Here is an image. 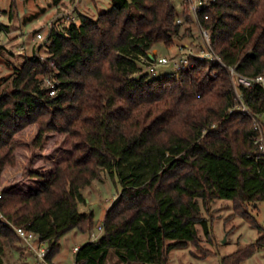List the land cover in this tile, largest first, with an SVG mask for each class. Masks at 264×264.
Segmentation results:
<instances>
[{"label":"trees","instance_id":"obj_1","mask_svg":"<svg viewBox=\"0 0 264 264\" xmlns=\"http://www.w3.org/2000/svg\"><path fill=\"white\" fill-rule=\"evenodd\" d=\"M179 18L172 0H111L97 18L77 12L55 23L47 56L36 48L31 60L13 67L0 89V186L24 145L15 135L28 125H37L34 151L42 152L52 133L68 136L71 149L49 173L33 172L35 185L0 187V264L20 240L16 227L47 243L50 262L67 233H90L94 212L78 207L104 170L121 192L101 235L79 246L74 264H106L110 254L121 264H168L173 250L200 247L198 228L210 237L205 213L215 200L231 201L237 215L263 231L251 209L264 202V152L238 97L264 128L262 86L235 87L226 68L197 57L166 78L141 71L142 57L157 58L151 51L161 43L170 48L191 23L189 11ZM199 19L226 66L264 75V0H216ZM8 30L0 21V34ZM1 53L14 55L3 45ZM261 249L264 233L221 264H241Z\"/></svg>","mask_w":264,"mask_h":264},{"label":"rangeland","instance_id":"obj_2","mask_svg":"<svg viewBox=\"0 0 264 264\" xmlns=\"http://www.w3.org/2000/svg\"><path fill=\"white\" fill-rule=\"evenodd\" d=\"M13 6V10L12 9ZM177 13L183 19L188 12L181 0L174 2ZM111 7L110 0H0V21L9 25L8 32L0 34V46H5L14 52V55L0 54V89L9 85L14 74L13 67L20 66L24 61L34 57L33 51L38 48L41 59L47 56L49 46L48 34L55 23H63L75 13L82 12L97 18L98 14ZM6 11V14L4 13ZM13 12V14H11ZM186 27H191L192 36H185ZM201 38L199 31L191 17V23L182 27L174 44L167 48L162 43L151 51L157 57H172L177 53H185L186 50L199 52ZM141 71L150 72L147 58H141ZM147 64V66H143ZM177 70L172 64L157 68V77L166 78L176 75ZM48 80V79H46ZM46 82L49 86L53 84ZM37 133V125L30 124L15 135L24 145L16 150L17 165L8 167L2 175L1 189L11 187L15 189H27L35 185L36 178L31 177L33 172L49 173L55 167L57 161L70 154V141L66 135L52 133L42 152L34 151L32 141ZM121 192V185L117 178L109 176L104 170L101 177L83 190L84 201L79 204L80 212H94L95 228L90 233H83L76 229L67 233L60 241L59 252L52 259L56 264H74V249L89 240H95L101 232V225L107 209ZM263 231L260 232L252 226L248 220L234 212L233 203L229 200H215L210 212L205 215L211 220V235L206 238L201 228H198L201 238L200 247L190 245L184 249L173 250L170 253L168 264H221V258L229 255L241 247L254 244L264 233V202H259L257 207L251 209ZM208 250V251H207ZM210 254L206 258H200L204 253ZM212 254V255H211ZM2 264H45L39 261L35 255L28 251L22 241H17L6 249ZM106 264H121L117 258L110 254ZM138 264V263H133ZM241 264H264V249L256 251L250 258Z\"/></svg>","mask_w":264,"mask_h":264},{"label":"built area","instance_id":"obj_3","mask_svg":"<svg viewBox=\"0 0 264 264\" xmlns=\"http://www.w3.org/2000/svg\"><path fill=\"white\" fill-rule=\"evenodd\" d=\"M176 1V0H172ZM182 4H184L191 17H193V20L195 21V24L197 26V29L199 31V35L201 38V45L199 52L195 53L192 51L186 50L185 53H177L174 56L168 58L165 56L154 58L153 60H150L147 58V63L150 69V72L153 75H157V68L160 66H166L169 64H172L174 68L177 71H182L184 68L192 66L193 63L190 61L191 57H197L200 59H210L217 63H219L221 66L226 68L228 70L232 81L234 83V86L242 85L244 87H252L254 84H259L262 86L264 90V75H258L254 77L245 76L239 74L235 68L226 66L220 57L215 53L213 47H212V37H211V30L203 27L200 23L199 15L201 12L205 10V8L211 7L216 0H181ZM205 18L207 19L208 16L206 15ZM178 23H182V18L180 17L177 20ZM47 82H51L50 80H47ZM52 90L51 95L56 94V89L54 88V84H51ZM238 97L240 99V111L246 115H248L252 119L253 127L258 132V135L255 138V144L258 145L259 149L264 152V128L262 126V123L260 119L255 116L244 104L242 100L241 94H238ZM2 198V195L0 194V199ZM0 219L4 220L3 216L0 214ZM98 230L102 232L103 227L100 225L98 227ZM15 231L20 239V241L23 242L26 249L30 252H32L35 257L39 260L44 262L45 264H56L52 261H47V253L49 251V247L46 242L40 241L38 237L24 228L16 227ZM79 247H76L74 249V252L76 253L78 251Z\"/></svg>","mask_w":264,"mask_h":264},{"label":"crops","instance_id":"obj_4","mask_svg":"<svg viewBox=\"0 0 264 264\" xmlns=\"http://www.w3.org/2000/svg\"><path fill=\"white\" fill-rule=\"evenodd\" d=\"M61 1H63V0H61ZM110 3H111V0H110ZM85 14V13H84ZM1 17V16H0ZM80 246V245H79ZM54 259V258H53Z\"/></svg>","mask_w":264,"mask_h":264},{"label":"water","instance_id":"obj_5","mask_svg":"<svg viewBox=\"0 0 264 264\" xmlns=\"http://www.w3.org/2000/svg\"><path fill=\"white\" fill-rule=\"evenodd\" d=\"M150 56H153L152 54Z\"/></svg>","mask_w":264,"mask_h":264}]
</instances>
